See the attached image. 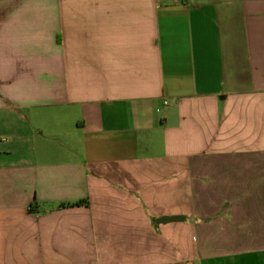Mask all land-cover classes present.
<instances>
[{"label":"crops","instance_id":"crops-1","mask_svg":"<svg viewBox=\"0 0 264 264\" xmlns=\"http://www.w3.org/2000/svg\"><path fill=\"white\" fill-rule=\"evenodd\" d=\"M0 264H264V0H0Z\"/></svg>","mask_w":264,"mask_h":264},{"label":"trees","instance_id":"trees-1","mask_svg":"<svg viewBox=\"0 0 264 264\" xmlns=\"http://www.w3.org/2000/svg\"><path fill=\"white\" fill-rule=\"evenodd\" d=\"M82 202H78L75 205L81 204ZM183 220V218L181 217H165V218H161L158 220H155L156 223H170V222H175V221H180Z\"/></svg>","mask_w":264,"mask_h":264},{"label":"rangeland","instance_id":"rangeland-1","mask_svg":"<svg viewBox=\"0 0 264 264\" xmlns=\"http://www.w3.org/2000/svg\"><path fill=\"white\" fill-rule=\"evenodd\" d=\"M202 198H203V200H204V198L206 199V198H208V194L207 195H202L201 196ZM206 206H208V203H206L205 204ZM203 215H206L207 217H208V215H209V211L208 210H203ZM207 245H208V243H207ZM258 246V245H260V244H232V246H234V248H237V247H242V246Z\"/></svg>","mask_w":264,"mask_h":264}]
</instances>
